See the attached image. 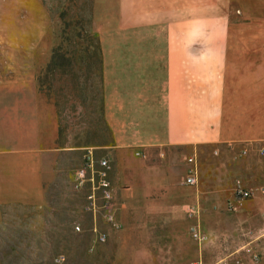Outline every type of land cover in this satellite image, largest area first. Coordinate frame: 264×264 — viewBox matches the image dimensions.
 Returning a JSON list of instances; mask_svg holds the SVG:
<instances>
[{"label":"rangeland","instance_id":"374dc122","mask_svg":"<svg viewBox=\"0 0 264 264\" xmlns=\"http://www.w3.org/2000/svg\"><path fill=\"white\" fill-rule=\"evenodd\" d=\"M230 1L0 0V83L34 86L58 149L43 202L0 209V264H250L245 249L264 244L246 246L264 234V157L199 147V133L169 128L165 84L178 42L220 41L235 18L264 30V4ZM57 46L63 60L48 72ZM88 149L109 160L117 229L83 213L84 196L71 188ZM191 155L198 183L187 187ZM236 181L252 197L236 203ZM93 225L108 233L104 243L94 242ZM192 228L208 240L198 244Z\"/></svg>","mask_w":264,"mask_h":264},{"label":"crops","instance_id":"0c3cea01","mask_svg":"<svg viewBox=\"0 0 264 264\" xmlns=\"http://www.w3.org/2000/svg\"><path fill=\"white\" fill-rule=\"evenodd\" d=\"M166 1L181 7L184 0ZM235 19L236 27L218 33L220 41H183L173 48L165 83L169 128L174 122L193 138L199 133L204 139L194 143L199 147L264 143V30L239 28L241 21ZM112 150L115 158L122 152L116 146ZM56 152V125L34 86L24 81L0 83V209L43 202V175L52 168Z\"/></svg>","mask_w":264,"mask_h":264},{"label":"built area","instance_id":"2783aa9c","mask_svg":"<svg viewBox=\"0 0 264 264\" xmlns=\"http://www.w3.org/2000/svg\"><path fill=\"white\" fill-rule=\"evenodd\" d=\"M92 152V149L85 151L81 167L74 171L71 188L75 193L83 194L84 196L83 213L91 217L93 221L101 217L110 229H117L119 222L115 216L114 192L109 177L111 166L106 158L95 161ZM251 152L257 157H264V143L258 146L246 144L240 151V155L241 157L248 156ZM185 163L188 169L185 172L182 184L187 187L194 186L198 183L199 172L195 155L189 156ZM259 193L264 195V187L260 188ZM252 195L251 189L244 187L240 181L235 182L233 199L236 203H241L252 197ZM90 230L95 235V243L102 244L108 239V233L98 230L95 225ZM73 231L74 233H80V226L73 225ZM191 236L198 244L208 240L206 235H201L195 228L191 229ZM261 238H264V234L254 241L248 242L246 246L257 242ZM256 247L257 250H252L249 247L245 249L251 264L259 263L264 258V244H262V241L258 244L256 243ZM54 261L56 264H61L62 262L60 258L54 259ZM235 264L242 263L237 260Z\"/></svg>","mask_w":264,"mask_h":264},{"label":"trees","instance_id":"16d2710c","mask_svg":"<svg viewBox=\"0 0 264 264\" xmlns=\"http://www.w3.org/2000/svg\"><path fill=\"white\" fill-rule=\"evenodd\" d=\"M85 36H87V34H85ZM87 38V37H86ZM94 38V37H93ZM95 39V38H94ZM92 40V38L90 39V41ZM92 48V50L95 52V53H98V48H97V45L96 47H90ZM61 50V46H57L51 53V58H50V62L47 64V71H51L54 67H55V63H57V60L61 59L63 60V58L58 55V52ZM89 47H84V52L87 54H89ZM89 58V57H88Z\"/></svg>","mask_w":264,"mask_h":264}]
</instances>
